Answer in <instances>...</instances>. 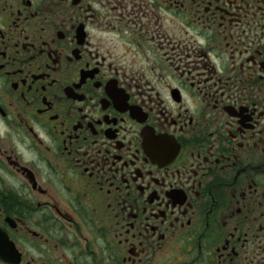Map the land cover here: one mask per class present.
Returning a JSON list of instances; mask_svg holds the SVG:
<instances>
[{
	"label": "flooded vegetation",
	"instance_id": "flooded-vegetation-1",
	"mask_svg": "<svg viewBox=\"0 0 264 264\" xmlns=\"http://www.w3.org/2000/svg\"><path fill=\"white\" fill-rule=\"evenodd\" d=\"M0 231L18 264H264V0H0Z\"/></svg>",
	"mask_w": 264,
	"mask_h": 264
},
{
	"label": "water",
	"instance_id": "water-1",
	"mask_svg": "<svg viewBox=\"0 0 264 264\" xmlns=\"http://www.w3.org/2000/svg\"><path fill=\"white\" fill-rule=\"evenodd\" d=\"M7 239V237H5V234H3L1 231H0V241L1 240H4V241H6L7 242V245H8V241L6 240ZM0 257L3 259V260H5V261H7V262H10V263H13V264H17L18 262H19V255L17 256V257H9L8 258V254L7 253H3V252H1V250H0Z\"/></svg>",
	"mask_w": 264,
	"mask_h": 264
}]
</instances>
